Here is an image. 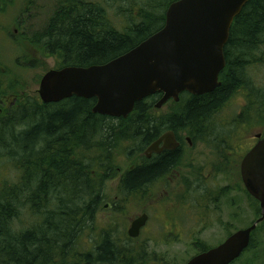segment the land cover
<instances>
[{
  "label": "trees",
  "instance_id": "16d2710c",
  "mask_svg": "<svg viewBox=\"0 0 264 264\" xmlns=\"http://www.w3.org/2000/svg\"><path fill=\"white\" fill-rule=\"evenodd\" d=\"M7 1L0 0V10ZM160 1L144 0L139 21L120 31L107 20L102 6L88 5L83 0H61L39 39L46 41L47 53L59 52L61 68L103 65L134 49L164 25L165 9L171 0H163L158 9L156 5ZM234 23L230 40L236 42H229L225 48L226 68L220 74L221 86L202 96L183 93L176 104L179 109L164 119V124L159 122L162 119L149 115L160 94L137 103L127 119L93 114L96 99L78 97L58 104H44L32 98L7 113L0 121V161L1 149L7 150L9 160L20 162L19 171L23 175L19 183L1 185L0 181V264H139L127 244L121 246L108 237L102 238L92 254H78L75 248H67L73 246V237L77 239L93 221L95 211L103 202L95 182L79 184L83 177L91 175L88 153L110 152L113 144L100 141L108 128L113 133L117 130L115 137L119 140L138 141L143 150L163 128L177 132L191 130L197 138L217 137L212 135L214 129H210L209 120L240 90H247L249 98L240 122L247 117L250 122L264 126V90L256 85L251 71L257 63L260 46L264 45V0H250ZM2 78L0 69V105L8 96ZM250 112L254 113L252 118ZM107 119L117 124L109 126L105 123ZM83 148L86 156L80 164L78 150ZM142 160L143 157L140 163ZM176 160L175 155L165 156L148 168L140 167L128 174L123 183L131 191L141 188ZM105 174L109 176L108 172ZM53 194L57 210L49 211ZM25 210L33 221H40L39 227L23 230L14 227ZM259 210L260 218L261 207ZM253 242L252 236L247 251Z\"/></svg>",
  "mask_w": 264,
  "mask_h": 264
},
{
  "label": "rangeland",
  "instance_id": "374dc122",
  "mask_svg": "<svg viewBox=\"0 0 264 264\" xmlns=\"http://www.w3.org/2000/svg\"><path fill=\"white\" fill-rule=\"evenodd\" d=\"M83 1L88 5L102 6L106 18L112 26L123 31L124 28L130 26L129 24L139 21L138 15L141 9L137 11L135 7H142L144 0ZM162 1L158 2L159 4L157 3L156 8L159 9L164 4ZM60 2L61 0H8L2 5L0 10V69L3 75L1 82L8 96L1 101L0 121L7 117V113L11 109H17L21 105L27 104V101L32 98H38L42 103L38 94L41 79L51 70L62 69V58L59 52L47 53L44 45L46 41H43L42 38L39 39L40 35L49 26ZM172 2V0L168 2L165 11ZM261 46L256 58L257 63L251 71L256 85L264 90V45ZM248 105L247 90H240L223 109L213 114L209 120L210 129H214L212 135L223 136L230 141L236 151L240 152L241 155H237L235 160L232 159L233 154L228 150L226 143L215 144L213 138H196L197 145L193 151V156L195 158L194 169L198 177L200 178L202 174L207 177L210 176L212 178L211 189H216L220 193L222 189L225 190L226 188L233 191L229 195V200L221 199L217 206L221 210V214L217 215L215 221L203 231L202 235L189 233L190 228L186 226L184 219L179 217L178 226L174 227L173 232L168 236L163 233L166 227H170L171 214L177 211L170 210L169 207L162 204L158 208L157 204L162 200L164 190L169 191L178 186L177 181L171 185H168V182H158L151 192L155 196V200L145 202L137 196L135 199H130V203L125 202L126 205L123 207L125 203L122 200L125 199L126 195L123 194L125 190L121 186L120 178L128 172L132 165L137 163L138 166L143 157V148L138 141L128 142L117 139L115 137L117 130L113 133L108 128L107 135L105 136V131L100 141L107 144L111 142L113 148L110 152L94 151L88 153V156H90L89 164L91 165L89 173L91 175L87 174L86 177L91 180L83 177L79 182L80 186H83L85 181L95 182L96 186L99 187L97 192L104 202L95 211L93 221L85 226L78 234L77 239L73 237L71 243H74L73 246L69 245L67 248L69 250L75 248L78 254H92L101 243L104 235L107 234L112 242L119 243L121 246L127 244L128 248L134 251V256L139 264H184L195 256L197 249L216 247L222 244L231 234L251 226L260 216L258 202L247 191H245L244 196L234 191L237 188L238 181L239 187L243 186L240 174L242 155L244 156L254 146L253 144L256 142L255 135L264 131V126L250 122L247 117H243L240 122V117L243 116ZM178 109L179 107L172 100L161 109H156L154 106L149 115L155 119L164 120L170 118ZM253 115L254 113L250 112L251 118ZM106 121L105 123L109 126L117 124L114 120L107 119ZM184 132L179 130L181 135ZM84 150L85 148L78 150L79 158L77 160L80 164L83 163L82 158L86 156V154H83ZM1 151L3 153V159L0 161L1 185L4 182L19 183L23 175L19 171L18 165L20 162L9 160L11 157L6 155L5 151L7 150L1 149ZM217 155L226 156L228 162L232 159V163L226 164L227 160L221 157L216 161ZM106 158H109V160H106ZM224 165V169L229 172L224 174H220L219 171L215 170L212 173L210 172V168H223ZM92 167L93 172H91ZM94 168H96V171ZM106 172L109 173V176L105 174ZM223 177H226L228 181H223ZM192 183L193 181L189 177L182 184L188 188ZM54 194L50 198L49 211L57 210L53 202L55 200ZM117 198L120 202H117ZM113 204H116L114 208ZM162 209H164L165 215L161 212ZM183 209L188 210L189 207L183 206ZM141 212H147L148 214L150 212L149 223L147 230L143 232L142 238L132 244L128 242L123 232H127L131 221L137 216H141ZM27 213L26 210L23 211L20 219L15 221L14 227L18 230L31 228L35 225L39 227L40 221L39 223L33 221ZM216 221H220V224H217ZM253 239V247L233 264H264L263 222L259 224L253 234ZM69 242L70 240H66V243Z\"/></svg>",
  "mask_w": 264,
  "mask_h": 264
},
{
  "label": "water",
  "instance_id": "95a60500",
  "mask_svg": "<svg viewBox=\"0 0 264 264\" xmlns=\"http://www.w3.org/2000/svg\"><path fill=\"white\" fill-rule=\"evenodd\" d=\"M249 0H178L167 12L164 27L118 58L90 67H64L47 72L38 94L42 103L57 104L72 97L96 99L93 114L127 119L136 104L160 94L155 104L161 109L170 100L180 102L187 92L202 96L220 86L226 68L224 49L235 19ZM246 154L241 176L247 192L260 203L262 216L250 227L237 231L221 245L190 259L186 264H232L250 247L252 234L264 222V139ZM176 150L174 133L153 143L148 153H159V146ZM147 215L132 223L129 236L137 238L146 225Z\"/></svg>",
  "mask_w": 264,
  "mask_h": 264
},
{
  "label": "flooded vegetation",
  "instance_id": "af4514ba",
  "mask_svg": "<svg viewBox=\"0 0 264 264\" xmlns=\"http://www.w3.org/2000/svg\"><path fill=\"white\" fill-rule=\"evenodd\" d=\"M176 1H178V0H176ZM173 2H175V0H173ZM135 8L137 11H138V9H140V7H135ZM165 21H166V14H165ZM234 25H235V23L233 24V26ZM233 26H232V28H233ZM162 27L160 29H162ZM232 28H231V31H232ZM230 37H231V32H230ZM229 42L235 43L236 41H234L232 39L230 40V38H229L226 46L229 45ZM224 53H225V49H224ZM160 121H162V123L164 124V120H159V122ZM163 130H164V128H163ZM163 130H162V132H160L159 136L149 146H146L144 148L143 153H142V156H143L142 163H139L138 166H137V163L132 165V167L128 170V172L124 173L123 176L120 178L121 186H122L123 190H125V192L123 194L126 195L125 199H123L122 201L124 203L125 202L130 203V199H135V198H137V196L141 197L145 202L155 200L154 199L155 196L152 195L151 192H152L153 188L158 184V182H168L167 184L171 185L172 183L177 181L178 186L173 188V189H170L169 190L170 192L168 190H164V192L162 193V197H161L162 200H160V201L158 200L159 201L157 204L158 208L162 204L165 207H169L170 210L177 211V212L171 214V218H170V220H171L170 227L171 228L166 227L165 231L163 233L165 236H168L169 234H171V232H173V230H174V227L178 226V217H179L181 219H184V223L186 224V226H188L190 228L188 230L189 233L195 234V235H198V234L202 235L204 233L203 231H205L210 226V224L213 221H215V219L217 218V215L221 214V210H219L217 208L221 199L229 200V195L233 191H231L229 188H226L225 190L222 189V191L220 193L216 189H211L210 184H211L212 178L210 176L207 177L204 174H202L200 178L198 177V174H197L196 170L194 169L195 158L193 156V151L197 145V140H196L197 136L194 134L192 135L191 130L185 131L184 133H182V135L179 132L174 131L171 128L165 129L164 131ZM171 132L174 133L175 139H176L177 143L179 144V147L176 150L166 149L165 143L163 142L159 146V153H155V152L148 153V154L146 153L148 148L153 143L158 141L160 138H162L167 133H171ZM259 134H262V139H264V131L259 133ZM256 136L257 135H255V137H254V139L256 140V142L254 141L255 142L253 144L254 146L260 141V139H258ZM203 138L204 139L213 138L212 140L214 141L215 144L216 143H223V142L226 143L228 150L231 151V154H233V157H232L233 160H235V157L237 155L238 156L241 155L240 152L236 151L235 147H233L230 144V141L225 139L223 136H217V137L205 136ZM254 139H252V140H254ZM225 151H224V155H225ZM169 155L170 156L175 155L177 157V160L172 165L167 167L163 172L159 173L158 175L154 176L153 178H151L147 182L143 183L141 185L142 186L141 188H137V189L131 191V189L129 190L125 187L123 182H124L125 178L128 176V174L134 172L135 170L139 169L140 167L141 168H148V167L158 163L159 161L163 160V158L165 156H169ZM224 155H220V156L217 155L216 161L218 160L219 157L227 160L226 156H224ZM245 155L244 156L242 155V158H244ZM232 159L230 162H228V160H227L226 164L232 163ZM216 161H215V164H216ZM225 165L223 166V168L212 167V168H210V172L212 173L214 170L219 171L220 174L221 173L224 174L226 172H229L226 169H224ZM238 165H239V163L237 164V167H238ZM240 168H241V164H240ZM240 172H241V170H240ZM189 177L192 179L193 183L190 186H188V188H186L183 186L182 183L187 181L189 179ZM223 181L227 182L228 179L226 177H223ZM234 191H237L238 194H243V196H244L245 191H246L244 183H243L242 187H239V181H238L237 188L234 189ZM117 199L119 200V198H117ZM118 200H117V202H120V200L119 201ZM103 202H104V200H103ZM126 203L123 204V207L126 205ZM233 203H234V201H233ZM116 204L115 205L113 204V208L116 206ZM183 206H187V207H189V209L184 210ZM107 207H105V208H107ZM150 212L152 213V210ZM150 212H149V214H150ZM161 212L164 213V215L166 214L164 212V209H162ZM149 214L147 212H141V216L147 215L148 220H147L146 225L141 228L140 234L137 238L130 237L129 236V230L132 227V223L141 216L139 215L131 221L127 232H123V234L126 237V239L128 240V242H131L132 244H134V243H136L137 240L142 238L143 232L145 230H147L146 228L148 226L149 218H150ZM216 223L220 224V221H216ZM190 225H191V227H190ZM126 229H127V227L125 228V231H126ZM104 237H107V234H105ZM209 249H211V248H209ZM209 249H199V250L197 249L195 256L200 255L201 253H204V252L208 251ZM195 256H193V257H195ZM141 262H142V260H141Z\"/></svg>",
  "mask_w": 264,
  "mask_h": 264
}]
</instances>
